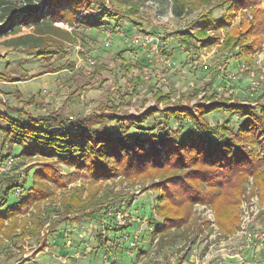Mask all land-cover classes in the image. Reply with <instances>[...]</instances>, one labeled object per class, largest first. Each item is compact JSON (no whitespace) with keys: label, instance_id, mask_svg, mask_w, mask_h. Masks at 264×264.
<instances>
[{"label":"rangeland","instance_id":"rangeland-1","mask_svg":"<svg viewBox=\"0 0 264 264\" xmlns=\"http://www.w3.org/2000/svg\"><path fill=\"white\" fill-rule=\"evenodd\" d=\"M83 1H66L51 12L45 4L31 10L26 18L38 17V24L0 22V73L13 79H0V203L3 198L6 202L0 204V213L28 194L35 171H44L35 194L40 189L45 193L16 214L13 232L0 233V264H239L245 258L264 263L256 256L258 246H247L241 232L219 235L208 205L193 206V224L156 233L162 223L153 209L158 177L96 181L56 157L26 156V142L11 145L6 138L13 120L59 114L98 128L96 113L102 111L132 119L136 124L130 133L140 131L148 138L157 133L162 113L143 114L167 104L157 100V92L191 112L206 95L259 107L264 103V44L248 65L234 52L219 51L216 44L201 46L185 36L204 30L202 16L211 12L215 19L228 20L225 27L212 26L206 32L221 42L225 31L247 27L252 11L264 10V0ZM95 15H104L95 21L100 24L87 22L85 17ZM57 67L65 69L51 71ZM206 119L213 126L229 121L234 132L245 116L222 108ZM170 124L182 132H197L189 119H171ZM16 183L24 185L25 194L14 190L6 199L5 190ZM251 186L252 179L250 193ZM244 201L252 219L248 229H264V200L254 193ZM240 214L245 215L242 206ZM226 254L243 258L231 263Z\"/></svg>","mask_w":264,"mask_h":264},{"label":"trees","instance_id":"trees-1","mask_svg":"<svg viewBox=\"0 0 264 264\" xmlns=\"http://www.w3.org/2000/svg\"><path fill=\"white\" fill-rule=\"evenodd\" d=\"M66 1L69 0H27L25 5H19V0H0V22L30 24V21H36L38 24V17L30 21L26 18L28 12L39 10L44 4L50 12L55 11ZM252 13L247 27L241 32L236 27L225 31L221 42L218 36L206 32L212 26L225 27L228 20L215 19L211 12L202 16L206 20L204 30L185 37L196 38L201 46L216 44L219 51L234 52L237 58L250 65L264 44V10H253ZM93 16L85 17L93 25L100 24L101 21H95L104 17ZM41 53L48 54L47 51ZM52 67L53 64H49L47 68ZM60 69L65 68L57 67L51 71ZM0 79L13 80L1 73ZM156 94L157 100H165L167 104L163 109L151 107L143 114L142 118L162 113L157 133L148 138L140 131L130 133L136 122L111 111L96 113L100 122L98 128L91 127L85 119L71 121L59 114L30 117L27 122L13 120L6 129V138L11 145L14 142L25 145L26 142L23 149L26 156L40 153L44 157H56L59 163L81 170L96 181L118 176L130 182L158 177L159 181L153 185L158 190L153 209L162 218V223L155 228L156 233L177 229L188 222L193 224V206L202 204L212 207L221 237L235 234L241 229L240 208L248 196L250 179L253 180L250 194L256 193L264 200V103L259 107L236 105L206 95L197 110L191 112L169 103V96L163 97L161 92ZM222 108L245 116L236 131H232L229 121L213 126L206 119L209 113ZM171 119L176 123L189 119L197 132L194 129L182 132L181 127L174 128L170 124ZM41 173L44 171L34 172L33 185L26 196L0 213V233L13 232L17 227L16 214L44 196V189L35 194ZM18 186L16 183L5 190L6 199ZM20 186L24 188L23 184ZM5 203L3 198L0 204ZM8 220L10 223L6 224ZM205 224L209 226L208 222Z\"/></svg>","mask_w":264,"mask_h":264},{"label":"built area","instance_id":"built-area-1","mask_svg":"<svg viewBox=\"0 0 264 264\" xmlns=\"http://www.w3.org/2000/svg\"><path fill=\"white\" fill-rule=\"evenodd\" d=\"M24 192L25 190H23V188L19 184V186L15 190V193L18 195H23L25 194ZM249 194H250V190L248 191V196ZM244 202L245 201H243L241 206H242V209L244 210L245 215H241L242 223H241V229L239 232H241L243 236L246 237L245 240L248 243L247 246L254 245L260 248L262 245H264V229H260V230H254V229L249 230L248 229L247 223L250 222L252 219L248 215V211L246 210V207H245L246 205ZM241 261H244V260L242 259Z\"/></svg>","mask_w":264,"mask_h":264},{"label":"crops","instance_id":"crops-1","mask_svg":"<svg viewBox=\"0 0 264 264\" xmlns=\"http://www.w3.org/2000/svg\"><path fill=\"white\" fill-rule=\"evenodd\" d=\"M237 232H239V231H237ZM261 248H263V247H261ZM258 249H259V251H257L256 256L259 255V257H261L260 259L262 260V259H264V257L260 255L259 252H261V250H260L259 247H258ZM255 252H256V250H255ZM246 255H247V253H246ZM261 262H263V261H247V259L245 258L244 261H241L239 264H264V263H261ZM182 263H183V264H190L189 261H181V264H182ZM215 263H216V262H215Z\"/></svg>","mask_w":264,"mask_h":264},{"label":"water","instance_id":"water-1","mask_svg":"<svg viewBox=\"0 0 264 264\" xmlns=\"http://www.w3.org/2000/svg\"><path fill=\"white\" fill-rule=\"evenodd\" d=\"M224 258L228 261V262H231V263H236L238 262L239 260H241V256L240 255H234V256H231V255H224Z\"/></svg>","mask_w":264,"mask_h":264}]
</instances>
